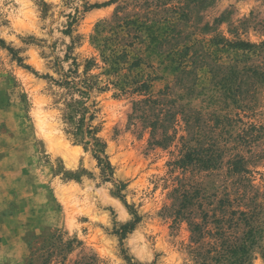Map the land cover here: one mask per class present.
<instances>
[{"label": "rangeland", "instance_id": "rangeland-1", "mask_svg": "<svg viewBox=\"0 0 264 264\" xmlns=\"http://www.w3.org/2000/svg\"><path fill=\"white\" fill-rule=\"evenodd\" d=\"M0 162V264H264V0H0Z\"/></svg>", "mask_w": 264, "mask_h": 264}, {"label": "trees", "instance_id": "trees-1", "mask_svg": "<svg viewBox=\"0 0 264 264\" xmlns=\"http://www.w3.org/2000/svg\"><path fill=\"white\" fill-rule=\"evenodd\" d=\"M215 42V41H213ZM221 43H224L223 40H221ZM221 43H213L214 47H219ZM212 45V44H211ZM210 46V45H209ZM226 46L231 47V44L228 43ZM236 47L244 46V44H235ZM246 46V45H245ZM194 47L189 46V44H186V46H181L180 49L177 50V65L181 69V74L189 73L190 68L196 65L195 59L193 58L196 56V51L193 52ZM92 63H88L87 70L84 73V78L82 80H79V82H76L74 75L76 74L73 71H70L69 75L64 76V82L63 83H57L58 86L67 89L68 91L73 90L76 92H79L80 95H90V93L93 90L102 91V89L98 88L99 81L97 77H89L88 71L90 70ZM189 70V71H188ZM137 91V90H136ZM160 105L158 100H153L151 97L147 98L143 101H140L136 104V106H141L139 109L140 117L144 120H151L152 116V107ZM68 114L67 119L70 121L72 125L71 135L76 139L79 140L81 143H84L85 147H91V151L94 155V157L98 160V164L100 167H102V171H111L110 165L107 161V157L105 156V145L102 144V141L97 137V134L99 132L98 127H93L92 122L94 120V113L91 114L89 118L86 117L87 109L83 108L80 109L75 105H69L68 107ZM135 113V109H134ZM154 116V115H153ZM159 120L157 119L154 122H150L151 125H154L156 127ZM188 123V122H187ZM194 136H196L197 133H194ZM162 141H155L154 144L156 146H164L165 142H172L173 137L168 136V134L162 135ZM182 141L187 144L190 139L189 137H183ZM206 152V151H205ZM199 153L195 151V149H188L186 154L183 156V158L178 162V166L181 168L192 164L195 161H199L198 159ZM211 159H208L206 163L210 162ZM127 228V227H124ZM238 250V254L241 253V257H236L235 250H227L230 256V260L232 262H243L244 255L247 254V247L246 246H237L236 248ZM226 259V258H225ZM93 261V260H92ZM88 264H94V262H90ZM233 264V263H232ZM242 264V263H241Z\"/></svg>", "mask_w": 264, "mask_h": 264}, {"label": "crops", "instance_id": "crops-1", "mask_svg": "<svg viewBox=\"0 0 264 264\" xmlns=\"http://www.w3.org/2000/svg\"><path fill=\"white\" fill-rule=\"evenodd\" d=\"M4 161H5V159H4ZM5 168H6V166H3V163L0 162V169L3 170V169H5ZM2 170H1V171H2ZM2 179H3V177H2L1 174H0V180H2ZM7 195H8L9 197H11V195H13V194H12V193H10V194L2 193V196H1V194H0V197L4 198V197L7 196ZM2 198L0 199L1 202H3V199H2ZM7 199L9 200V198H7ZM10 200H11V199H10Z\"/></svg>", "mask_w": 264, "mask_h": 264}]
</instances>
